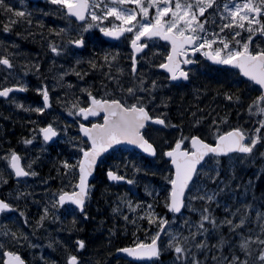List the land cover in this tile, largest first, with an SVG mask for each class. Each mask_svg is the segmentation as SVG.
<instances>
[{"label": "snow or ice", "instance_id": "1", "mask_svg": "<svg viewBox=\"0 0 264 264\" xmlns=\"http://www.w3.org/2000/svg\"><path fill=\"white\" fill-rule=\"evenodd\" d=\"M15 3L16 0H0L3 33L12 32L17 25L33 26V11L27 7L26 0H18L19 6H14ZM48 3L56 6L67 23L64 27L49 28L47 35L39 33L52 56V67H57V74L50 82L38 78L34 90L42 97V106L26 107L9 96L15 90H28L29 83L23 77L29 71L39 73L38 59L20 65L21 78L10 86L0 85V97L11 99L16 109L47 115L46 110H52L50 91L60 87L64 93L63 106L70 116L76 117L79 134L68 140L75 152L56 165L63 187L53 191L51 199L43 204L32 232L14 230L7 223H0V264H28L17 249L37 248L30 235L43 228L46 221L60 222L57 213L61 209L87 218L85 205L93 187L90 178L105 163V154L109 150L117 151L116 146L123 144L134 145L153 158L159 150L164 161L163 206L171 219L156 211L155 201L160 192L155 188L150 190L145 186L146 196L153 203L120 195L112 206V214L120 217L122 231L126 232L129 226L134 231L129 245L117 248V252L133 258H156L153 264H159L164 251L173 255L172 264H264V203L258 205L254 196L252 200L245 197L246 202L237 200L238 206L229 202L237 195L236 190L241 189L236 178L237 163L256 164L259 160L260 171L264 173V150H261L264 149V0H48ZM40 12L48 15L42 9ZM72 21L78 22V26L73 27ZM35 27L42 29V21L36 19ZM94 29L100 34L95 38L91 31ZM15 35L19 37L21 33ZM28 35L34 38L36 33ZM102 37L123 42L128 49L127 68L120 64L118 49L91 51L87 60L77 55L88 50L90 44L97 47V40L104 43ZM161 40L165 42L163 45L157 43ZM10 48H19V45L0 39V69L5 73V82L17 67L14 60L18 53L9 51ZM197 54L203 58V65L211 62L218 71L234 73L213 90V100L222 97L233 106L244 105L239 87L232 90L241 76L247 78L245 85L252 82L259 86V94L244 109L254 127L230 126L229 113L212 115L215 111L212 109L205 115L199 107L195 111L184 109L178 116L180 123L172 122L169 116L172 97L162 92L169 86L180 87L195 79L202 67ZM62 57H70L68 67L55 64ZM85 64L87 67H82ZM159 70H163V80ZM89 72L100 73L99 85L85 81ZM69 74L77 78L75 85L65 82ZM195 91L205 94L203 89ZM56 99L60 103L61 98ZM161 108L165 110L160 111ZM185 112L191 118V131L187 135ZM101 114L102 121H99ZM90 118L99 122H92ZM206 120L210 122L205 126ZM30 123L36 124V121ZM155 125L179 134L161 146L150 134ZM68 131L67 125L62 126L53 119L31 129V136L21 138V142L31 145L39 136L47 143L59 138L61 133L67 135ZM38 160V155L28 159L12 148L0 155V162L8 171L7 177L0 174V184L7 186L8 178L13 177L16 185L0 197V214L5 218L11 219L18 213L16 219L23 218L22 223L29 224L19 204L34 196L29 191L27 178L39 176L33 167ZM122 166L131 167L134 174L141 171L135 161L124 159ZM120 168L119 164L107 167L106 177L132 185V179L126 180L125 175L119 174ZM42 183L46 185L48 180L43 179ZM208 184L214 187L209 188ZM251 187L249 180L242 191ZM44 191L47 195L48 189ZM196 202L201 207H195ZM33 203L39 202L33 200ZM212 205L222 207L225 215L218 218ZM185 212L198 219L185 216ZM71 223L73 228L69 232L74 230L75 216ZM224 228L227 234L222 232ZM108 231L110 237L115 236V225ZM138 232L143 238L137 236ZM56 245L64 251L62 264H84L81 250L87 247L85 240L77 238L71 243L75 254L58 235L49 240L48 248L54 251ZM40 262L58 264L42 253ZM90 264H100V261Z\"/></svg>", "mask_w": 264, "mask_h": 264}, {"label": "flooded vegetation", "instance_id": "2", "mask_svg": "<svg viewBox=\"0 0 264 264\" xmlns=\"http://www.w3.org/2000/svg\"><path fill=\"white\" fill-rule=\"evenodd\" d=\"M43 0L40 1H30L31 3H40ZM76 22V21H75ZM78 23V22H77ZM93 32V38H95L97 35H100L97 30L92 31ZM11 34L9 33H0V39L4 40L6 43L11 44L12 41H15V39L10 38ZM87 36V34H86ZM104 43H100L99 40L96 41L97 47L93 48L92 45H89V49L85 51H81L77 53V55L84 60H87V58L90 55L91 51H97L99 52L101 49L104 50H119L121 52L120 57V64L121 66L127 68L128 61L126 59L128 49L127 47L123 46V42H117L113 40H109L105 37H102ZM158 44L163 45L164 41H157ZM161 51L164 49L161 48ZM9 51H16V48H10ZM63 61L65 62L64 66L68 67L69 64L67 61L70 59V57H62ZM61 58V59H62ZM196 59L198 61L203 62V58L197 54ZM44 60V59H43ZM41 60L42 63H40V70L39 73H36L34 71H29L27 76V82L29 83V86L31 87V91L38 96L40 100H34L33 97L29 98V100H19V97L17 96V92H14L10 95L11 99H14L18 102H22L25 104L26 107H36V106H42V97L39 96L38 93L35 92V87L38 83V78H46L45 82L47 83L49 81V76L47 73V68L44 65V61ZM14 63H16V60H14ZM47 63V61H46ZM82 67H87L86 64ZM161 73V77H163V70H159ZM5 73L2 69H0V85L3 86H10L13 83L17 82V73L16 69L12 76H9L7 82L4 81ZM234 76V73H228L225 74L224 72L218 71L216 67L211 66V62H209L207 65H203L197 73L195 79L191 83L185 82L182 86L176 87V86H169V88H165L162 92V95L164 96H171L172 100L176 99H199V100H213L214 89H217L221 83H224L227 79H230ZM77 78L73 74H69L65 77V82L72 83L73 85L76 84ZM85 81H88V83H92L94 85H99L101 82V75L99 72H96L93 74V72H89V75L85 77ZM244 81H247V78L245 77H239L238 83L233 87V91L236 90V87H239L240 94L242 100H250L254 96H256V93L258 92L259 86L255 85L252 82H249L247 85H245ZM166 82V81H165ZM86 86V85H81ZM198 89H203L205 91L204 95H200L199 92L195 91ZM50 103L52 106V110L48 111L46 110L47 115L45 114H38L35 112H25L22 109H16L15 105L11 102V99L8 98H0V155H3V152L6 151L9 148L15 149L17 152V136L19 134H29L31 136L30 130L37 127V126H43L45 121H50L55 119L60 125H67L69 131L67 135L61 133L59 138L52 142L44 143L42 141V138L39 136V142L38 144H31L30 146H24L23 149L20 150V154L22 156H27L28 159H33L37 155L39 156V160L36 162V164L33 165L34 170L38 172V177H30L27 178V184L31 187L29 188V191H32L34 193V196L27 199L20 201V208L25 211L26 215L29 216L33 214L40 213L42 211V207H39L38 204L40 203L39 197L43 198V195L45 194V189H48L49 187L48 183L45 185L42 183L43 179H47L48 182L50 181V187L51 183L53 184V187L56 188L58 185L60 187H63L62 184V178L58 176L56 172V165L57 162L61 159L68 158L72 153L75 152V149L71 147V144L68 142L70 137L78 136V129L76 127V117L70 116L67 111L65 110L64 104V98L60 100V103H57V100H52V96L50 94ZM215 100H220L221 105L224 107L225 104L230 105L228 102L224 101L222 97H217ZM165 109L161 108L160 111H164ZM239 110L237 109L235 111V114ZM174 107H172V103L169 104V116L172 119L173 123H179L178 120L175 118L174 114ZM238 116V115H237ZM92 119V122H99L102 121V114L99 117V121L95 118ZM31 121H36V124L30 123ZM151 137L153 140L156 141L157 144L163 146V143L165 141L171 142L174 137H176L179 133L177 131H174L172 129H164L162 126L155 125L153 126V129L150 132ZM117 151H109V154H105L104 159L105 163L100 164L95 173L94 178H91L90 183L93 186L92 191L90 193V198L86 202L85 205V212H87V218H84L81 214L78 212H74L75 214V228L76 230L82 229V223L84 219H89L90 215L92 213L96 214L97 212L100 214H108L110 213V210L113 206V199H112V185L115 184L111 182L105 175V170L107 167L119 164L121 165V168L125 170L123 165V160L125 159L123 156L128 157L126 154L129 152H134V156H138L139 160H142V162L145 161H153L160 158L159 156V150L158 155L155 158H151L141 151H139L136 148L129 147V146H121L117 147ZM125 153V154H124ZM34 154V157L33 155ZM144 156L143 159L140 157ZM133 156V157H134ZM130 159V157H128ZM38 165V166H37ZM127 169V168H126ZM115 170V169H114ZM0 174L3 176H8V171L4 168V165L2 162H0ZM119 174L125 175V177L128 176L127 173H124L123 170L120 169ZM58 178H60L58 180ZM52 180V181H51ZM133 180V179H132ZM135 183V180H133ZM66 182V181H65ZM134 183L129 186H134ZM118 185H123L127 183H116ZM15 179L13 177L8 178V185L4 186L0 184V197L4 196L9 190L15 188ZM24 185H21V188H23ZM34 201H37L39 203H33ZM46 202V199L44 198L42 203L44 204ZM66 210V209H62ZM16 216H18V213L15 214L11 219L5 218L2 214H0V223H7L9 227L13 228L14 230L17 228V221H22L23 218H20L19 220L16 219ZM75 230V233H76ZM21 252V255L24 256V258L28 261L29 252L32 250V248H29L27 246L23 248L17 249ZM85 253V250H81V255ZM29 262V261H28ZM142 263V262H141Z\"/></svg>", "mask_w": 264, "mask_h": 264}, {"label": "trees", "instance_id": "3", "mask_svg": "<svg viewBox=\"0 0 264 264\" xmlns=\"http://www.w3.org/2000/svg\"><path fill=\"white\" fill-rule=\"evenodd\" d=\"M14 6H19L18 0H16V3ZM39 14H40V17H42L41 21H42V24L44 26L42 29H38L35 27L36 19L34 18L32 27H28L26 25H17L13 28V31L10 32L9 34H11L10 38L15 39V41L18 43V45H19L18 49H24L27 52L35 53L37 55V57L38 56H39V58L42 57L41 59L43 60L44 59L42 56L43 52L46 55L47 54L49 55L50 53L47 50L46 42L41 40L39 33L43 32L45 35H47L49 28L55 29L58 27H64L66 24V21H64L62 19V17H54L51 15H47V16L42 15L40 11H39ZM2 22H4V17L0 16V27H2ZM72 22H75V21H72ZM218 22L220 23V21H218ZM75 23H77V22H75ZM219 23H218V25H219ZM16 32H20L21 36H19V37L16 36L15 35ZM29 32L36 33L35 37L33 38V36L28 35ZM0 33H3V32L0 31ZM23 54H25V53L23 52ZM23 64H25V61L22 60L21 57L19 56V60L17 62V68L19 70V76H21L23 73V69L20 67V65H23ZM258 94H259V91L256 93V95H258ZM17 96L19 97V100H29L30 97L31 98L33 97L34 100H40L38 98V96H36V94L33 93V91H31L30 86H29L27 91H24L23 93H17ZM243 101L245 102L244 105L233 106L231 104L230 105L225 104L224 107L221 105L220 100H199V99H195L194 97L191 99L181 98V99L172 100L171 103H172V107H174L175 118L178 120L177 122H179V123H180V121L178 119V116H179L180 112H183L184 109H189L190 111H195L196 107H199V108L204 109L205 115L208 112L212 111V109H215V111L212 112V115H215L216 113H220L221 115H224L227 112V113H229V125L235 126V125L239 124V125H241L247 129L250 127H254V125H253L252 120L249 118L247 112L244 110L246 103L249 100L243 99ZM237 109L239 110L238 116L235 114V111ZM197 115L199 116L200 113H197ZM184 116H185L184 126H190L191 118L188 116V113L185 112ZM208 122H210V121L206 120L205 124H207ZM197 134H199V133H197ZM29 137H30L29 134H19L17 136V149L19 152L25 146L22 144L21 138H29ZM36 140H39V137H37ZM209 142H211V141H209ZM126 155L128 157H129V155L131 157H133L134 152H129ZM123 157L125 159L131 161L128 157H126V156H123ZM140 157L143 159L144 156L140 155ZM160 162H164V161L161 159ZM160 162L158 163L159 165H160ZM259 165H260V162H258L256 164H250V163L246 162L247 173L244 174V180H245V177L250 172L257 171L255 173V176H254V184H253L252 188L248 190L247 196H248V200L249 199L252 200V198L254 196L255 202L258 205L264 203V173H262L260 171ZM120 169L123 170L124 173L128 174L127 178L135 180L136 183H134V186H129L128 184H123V185H118L116 183L113 184L112 185L113 186L112 187L113 206L116 203L117 198L122 194L126 195L128 199H131L134 201L135 200H141V201L147 200V202H154L152 198L146 196L145 186L148 185L149 183L157 184V185L164 184L165 182L162 180V172H161V169H163V168L160 169L157 166L155 167L153 165L151 167H144L143 170L141 171V175H143V173H144L143 178L145 180H141V179L139 180V178H140L139 174L138 173L134 174L131 167H129L125 170L123 168H120ZM56 188H58V187H56ZM238 191H239V194H237L236 196H233L232 200L229 201L230 203H232L233 205H236V206H238L237 200L244 202L241 198L242 197L241 189H239ZM164 196H165V193L161 189L160 195L157 198V200L155 201L156 207L161 212L168 213L167 210L163 206ZM222 203H223V199H221V204ZM195 205L197 208L201 207L200 202H196ZM212 208L215 209L214 214L217 217H223L225 215L222 207L216 208V205H212ZM168 215L170 216L169 213H168ZM192 215H193L192 218L194 220L198 219V217L196 215H194V214H192ZM129 216H131L130 213H129ZM114 225L116 228V234H115V236L110 237L108 230L113 228ZM64 228L60 229L63 234L65 232ZM121 229H122V223H121L120 217L119 216L114 217L111 210H110V213H108V214H105V213L100 214L98 212L96 214L92 213L90 215L89 219L83 220V223H82V230L83 231H82V235L80 238L85 240L86 246H87L86 249L90 250L92 252V257L95 261L99 260L100 264H116V263H109L107 261V258L110 255V251H113V253H114V252H117L116 251L117 248H122V247L128 246L130 243V240L132 238L131 233L134 231V229L131 226H129L127 228L126 232L122 231ZM222 232L224 234H227V228L222 229ZM137 236H140L141 238H143V235L140 232L137 233ZM48 243L46 244V250H45V254L49 257L48 259L57 260V259L61 258L62 254L64 255V251L59 245H56L55 250L53 251V249L48 248ZM109 243H110V245H109ZM107 246H108V249H106ZM68 247H69V250H72L75 254V251L72 249L71 244L68 245ZM225 254H227V252H225ZM170 256H173V255L170 253ZM160 257L163 258L164 254H161ZM116 258L125 260V262H127L126 264H140L141 263V262L139 263V262L132 261L131 259H129L123 255H119V256L117 255Z\"/></svg>", "mask_w": 264, "mask_h": 264}, {"label": "rangeland", "instance_id": "4", "mask_svg": "<svg viewBox=\"0 0 264 264\" xmlns=\"http://www.w3.org/2000/svg\"><path fill=\"white\" fill-rule=\"evenodd\" d=\"M26 4H27V7L29 9H31L33 11V16L35 19H42V17H40V14H39V11L42 9L43 12L45 13H48V15H51V16H54V17H62V19L64 21H66L62 14L58 11V9L56 8V6H52L48 3V0H43L42 3H31L29 0H26ZM47 16V15H46ZM219 20L217 19L216 20V23L218 25V22ZM67 23V21H66ZM72 23V26L73 27H77L78 24L75 23V22H71ZM206 27H210L208 24L205 25ZM94 30H98V29H94ZM94 30H91V31H94ZM211 30V28H210ZM11 43H15L18 45V43L16 41H12ZM18 53L17 57H16V64L19 60V56L21 57L22 60L25 61V64L27 63H30L31 61L33 60H37L39 61V63H42L41 62V58H39V56L37 57V55L35 53H32V52H27L25 51L24 49H18L16 48V51ZM23 52L25 54H23ZM22 54V55H21ZM43 58H44V65L47 67L45 68V70L47 71L48 73V76H49V81L50 82L53 77L56 76L57 74V67H52L51 65V61H52V56L51 54H42ZM47 61V63H46ZM55 64L57 66L59 65H64L65 62L63 61V58H58L56 59L55 61ZM16 73H17V80L21 78V76H19V70L18 68L16 67ZM24 80L27 81V76L23 77ZM161 79L163 80V77H161ZM50 94L52 96V100H57L56 98L57 97H60L61 99L64 98V93H63V90L62 88L60 87H56L54 89H52L50 91ZM60 99V100H61ZM63 100V99H62ZM206 126V124H205ZM231 126V125H230ZM191 131V128L190 126H184V133L187 135L189 132ZM197 134V133H196ZM38 140H33V143L34 144H38ZM30 146V145H28ZM261 150H264V149H261ZM33 157H34V154H32ZM129 157H131L129 155ZM131 161H135L137 166L141 169V171L143 170L144 167H151L152 165L153 166H157L158 168H163L164 166V162H160L161 161V158L157 159V160H153V161H146V162H142V160H139V157L136 155L134 157H131L130 158ZM160 162V165L158 164ZM259 160H257L256 163H258ZM141 171L138 172L139 174V180H145L143 177H144V173L143 175H141ZM235 171H236V178H237V181L240 183L241 185V194H242V200L244 202L245 201V197L248 198L247 196V193H248V190L251 189V188H247L246 191H242V189H245L246 188V184H247V181L251 180L252 181V186L254 184V176H255V173L257 171H253V172H250L246 177H245V180H244V174L247 173V169H246V163L244 164H239L237 163L235 165ZM60 177V176H59ZM60 178H58L59 180ZM52 181V180H51ZM136 183V182H135ZM138 183V182H137ZM147 186H149V189L151 190L152 188H155L157 189L159 192L160 190L162 189L163 187V184L161 185H157V184H152V183H149ZM48 187H49V192L48 194H44L43 195V198H41V196L39 197V201L40 203L38 204L39 207H43V199L45 198L46 201L50 200L51 199V193L59 188H61L59 185H58V188H54L53 187V184L51 183V187H50V181L48 182ZM208 187L209 188H212L214 187V185H211V184H208ZM233 187H235V185H233ZM239 189L236 190L237 194H239ZM250 200V199H249ZM149 203H153V202H149ZM223 204V203H222ZM196 207V205H195ZM156 211L160 214V215H163V216H167L169 219H171V215L169 216L168 213H163L161 212L160 210L157 209L156 207ZM39 214L38 213V210H37V213L36 214H33L32 217L31 215L27 216L28 217V220H29V224L28 225H24L22 223V221H17V228H20L24 231H28V232H32V230L35 228V224L34 222L39 218ZM57 215L60 216V222H54V221H46L45 222V225L43 228H40V229H36L35 232H34V235H30V239L32 241L33 244H36L38 247L35 248V249H32L29 253V258H28V264H41L40 262V255L41 253L46 257V258H49L46 254H45V250H46V244L49 242L50 239H54L57 235L59 236V239L61 241H63L65 244L67 245H70L72 242H74L77 238L81 239V235H82V229L80 230H76V226H74V230L69 232L68 229L70 228H73V225L71 223L72 219H73V216H75L74 212L72 213H69L67 210H60ZM185 216H191L192 218V214L190 213H187L185 212ZM218 218H222V217H218ZM193 219V218H192ZM194 220V219H193ZM65 227V228H64ZM64 228L65 232L64 234L61 232L60 229ZM75 230H76V233H75ZM215 240H212L211 242L213 243ZM110 245V243H109ZM110 247V246H109ZM108 249V246L107 248ZM37 250V251H36ZM111 250V249H110ZM108 251V250H107ZM162 254H164V257L161 258L159 257V264H172V261H173V256H170V252L168 251H164L162 252ZM117 255L119 256V254L117 252H114L113 251H110V255L108 256L107 258V261L109 263H116V264H126L127 262H125V260L123 259H119V258H116ZM63 254L61 255V258L57 259L56 261L58 262V264H62V260H63ZM82 258L84 259V264H90V262L92 261H95L92 257V252L90 250H87L85 249V253L82 255ZM156 259L154 260H150V261H145V262H142L140 264H153V261H155Z\"/></svg>", "mask_w": 264, "mask_h": 264}, {"label": "water", "instance_id": "5", "mask_svg": "<svg viewBox=\"0 0 264 264\" xmlns=\"http://www.w3.org/2000/svg\"><path fill=\"white\" fill-rule=\"evenodd\" d=\"M29 1H33V2H36V1H40V0H29ZM105 38H107V39H109V40H111V38H108V37H105ZM246 78V77H245ZM14 92H17V93H23L22 91H19V90H15ZM12 93H10L9 94V96L11 95ZM0 98H3V97H0ZM51 100V99H50ZM57 138H53V140L52 141H54V140H56ZM52 141H48V142H52ZM121 146H129V147H133V148H136V149H138L139 151H141L142 152V150H140L139 148H137L136 146H134V145H131V144H123V145H120V146H116V147H121ZM109 151H111V150H109ZM143 153V152H142ZM145 154V153H144ZM145 155H147V154H145ZM148 156V155H147ZM150 157V156H149ZM151 158H153V157H151ZM127 179H129V178H127L126 177V180ZM90 180H91V178H90ZM111 182H113V183H126L125 181H114V180H110ZM126 247V246H125ZM123 248V247H122ZM119 255H123V256H125V257H127V258H129V259H131L132 261H135V262H144V261H150V260H154V259H156V258H151V259H149V258H133V257H129L126 253H119V252H117Z\"/></svg>", "mask_w": 264, "mask_h": 264}]
</instances>
